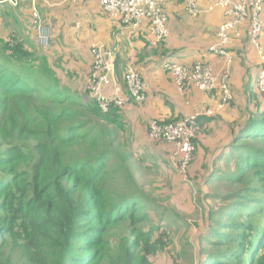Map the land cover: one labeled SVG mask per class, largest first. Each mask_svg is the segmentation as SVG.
Here are the masks:
<instances>
[{
  "label": "trees",
  "instance_id": "obj_1",
  "mask_svg": "<svg viewBox=\"0 0 264 264\" xmlns=\"http://www.w3.org/2000/svg\"><path fill=\"white\" fill-rule=\"evenodd\" d=\"M4 49L25 71L0 69V264H151L171 241L173 225L184 221L174 211L167 215L168 207L137 179L131 165L142 159L120 137L122 107L104 113L84 101L86 90L67 93L23 42L14 39ZM229 86L231 107V78ZM247 93L255 105L234 122L205 180L224 179L229 187L199 236L198 252L206 257L198 264H264V103L251 87ZM202 118L195 157L213 121Z\"/></svg>",
  "mask_w": 264,
  "mask_h": 264
},
{
  "label": "crops",
  "instance_id": "obj_2",
  "mask_svg": "<svg viewBox=\"0 0 264 264\" xmlns=\"http://www.w3.org/2000/svg\"><path fill=\"white\" fill-rule=\"evenodd\" d=\"M190 1L206 9L214 5L216 0H167L169 36L165 44L158 48L153 45L149 23L139 30H132L111 19L97 0H24L18 7L11 6V10L5 8L0 11V47L6 51L4 44L14 39L23 42L27 50L38 57L37 64L43 62L56 73L64 87L76 93H84L86 90L93 65L91 48L94 46H101L117 55V82L126 94L125 69L133 65L141 74L146 99L143 103L132 101L122 107L125 129L129 128L132 132L131 146L144 154L141 157L149 168L166 177V182L179 186L182 183L176 180L177 174L173 176L176 172L172 164L173 147L169 143L153 140L149 135L150 124L154 121L168 123L181 120L208 108L211 102L207 93L195 87L179 90L164 70L163 63L172 60L180 65L207 64L217 74L226 70L227 63L225 57L209 52L210 47L217 44L218 30L225 22L224 12L215 8L192 16L186 9ZM5 4L8 3L0 0V7ZM34 9H37L36 12ZM36 13L38 18L34 16ZM39 24L50 29L47 46H40L38 41ZM239 32L240 36L232 39L227 48L233 58L230 65L232 88L235 94L237 83L244 80L247 82L245 92L240 94L246 96V89L253 87L254 94L260 98L255 82L263 67L261 57L264 56V34L259 39L260 53L259 48L248 38L247 28H241ZM229 108L213 117L207 127L208 136L199 137L194 159L195 171L190 177L197 176V171L209 170L212 165L208 163L216 156L210 154L211 146L207 142L211 135L214 149L230 143L235 121L225 124L224 120L219 124L223 119L219 117ZM218 135L225 137V140L221 141Z\"/></svg>",
  "mask_w": 264,
  "mask_h": 264
},
{
  "label": "built area",
  "instance_id": "obj_3",
  "mask_svg": "<svg viewBox=\"0 0 264 264\" xmlns=\"http://www.w3.org/2000/svg\"><path fill=\"white\" fill-rule=\"evenodd\" d=\"M24 0H4L12 7H18ZM35 1V0H33ZM103 11L113 20L132 30H139L146 23L150 24V32L154 38L153 45L159 47L169 36V17L165 10L167 0H97ZM36 5V4H35ZM215 8L224 12L225 22L217 33V44L210 47L209 52L226 58V70L221 74L213 71L207 64L180 65L172 60L163 63L164 70L170 75L179 90L189 87L209 95L211 106L196 111L175 123L150 124L149 135L153 140L164 141L173 147L172 164L180 175L185 176L195 157V138L200 132L199 119L214 117L234 100L229 86L231 78L230 65L232 56L227 48L234 36L239 37L241 28H247L248 37L259 48V39L264 34V0H216L209 8H200L195 1L187 5V12L198 16ZM37 9H34L36 12ZM35 18H38L36 13ZM38 41L47 46L51 35L50 29L38 25ZM13 41L9 42L12 45ZM92 71L87 79L85 102L92 100L104 113L113 106L124 107L130 102L143 103L146 99L141 74L133 65L125 69V89L117 82L115 57L111 50L101 46L91 48ZM262 68L257 75V88L264 93V56Z\"/></svg>",
  "mask_w": 264,
  "mask_h": 264
},
{
  "label": "rangeland",
  "instance_id": "obj_4",
  "mask_svg": "<svg viewBox=\"0 0 264 264\" xmlns=\"http://www.w3.org/2000/svg\"><path fill=\"white\" fill-rule=\"evenodd\" d=\"M5 8L6 10H11L12 7L10 4H5L4 6L0 7V11ZM7 53L0 47V69H7L16 73L25 71V69L18 63L10 62L7 59ZM39 70L42 71L40 68ZM245 83L247 84V82H244V80L237 83V89L235 90L236 101L223 116L219 117L223 118L219 124H222L224 120L225 124H231L233 121H239L242 123L248 118L249 112L251 110L249 108L250 103L252 106L255 104L248 100V93H246L247 98H245L246 96H242L240 94L241 92H245ZM67 93L79 95L71 89H68ZM258 99L260 102L264 103L263 98L258 97ZM216 121H218V119ZM206 132L207 130L204 133ZM204 133L201 135L208 136V133ZM131 134L132 132L129 128H124L120 137L124 140L128 151L136 158L142 159L141 156H144V154L142 155L141 151H135L137 148H132L131 146ZM217 138H220L221 141L225 140V137H222L221 135H218ZM207 142L211 146L209 149L210 154L216 156L215 159L208 163V165L212 164L208 168L209 170L206 171L203 169L202 172L197 171V176L190 177L191 173L195 171V158L185 176H180L176 172L173 175L175 177L177 174L176 180L182 183V185L179 186H177V184L174 186L173 183L166 182V177L156 173L155 169L149 168L146 165L144 158L142 159L143 161L137 159L136 161L132 162L131 166L135 171L140 184H143L145 187V191L155 196L153 198L157 200V202L160 200L161 203L162 200V202L168 207L166 209L167 215H170L174 211L184 221L181 222L182 224L173 225L172 231L168 232L171 241L165 248H160L157 255L150 257L151 264H198L206 257L205 255H201L198 252L199 236L201 233L205 232L207 228L206 221L209 220L210 209L214 207L220 209V205L215 203L218 200L217 196L219 194L225 193L229 187V183L224 179L218 182L215 178L211 182V185H207L205 182L206 178H210V176H212L211 174H214L213 171L217 168L214 163L218 159V156L223 153V149L225 148V146H222L221 148L216 147L214 149L215 145L213 143L212 135L207 139ZM225 159L226 157H224L222 161ZM226 165L227 164L225 163L220 165L222 171L226 169ZM161 212L162 211L156 215V221L159 220V214H161ZM157 234L158 233H156L154 236L155 240Z\"/></svg>",
  "mask_w": 264,
  "mask_h": 264
}]
</instances>
